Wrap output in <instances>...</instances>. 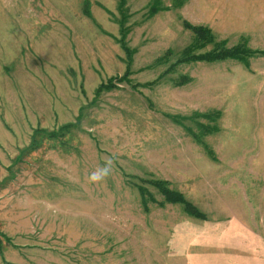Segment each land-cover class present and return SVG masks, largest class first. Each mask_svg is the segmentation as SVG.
<instances>
[{"label": "rangeland", "instance_id": "374dc122", "mask_svg": "<svg viewBox=\"0 0 264 264\" xmlns=\"http://www.w3.org/2000/svg\"><path fill=\"white\" fill-rule=\"evenodd\" d=\"M157 1L148 17L153 0H126L130 83L95 97L125 70L118 1L0 0V264H168V224L186 213L144 211L142 180L167 181L199 211L212 190L264 197V57L170 69L193 41L184 21L264 50V0ZM181 76L191 82L174 87ZM74 122L59 139L33 134ZM109 159L110 176L89 183Z\"/></svg>", "mask_w": 264, "mask_h": 264}, {"label": "crops", "instance_id": "0c3cea01", "mask_svg": "<svg viewBox=\"0 0 264 264\" xmlns=\"http://www.w3.org/2000/svg\"><path fill=\"white\" fill-rule=\"evenodd\" d=\"M212 191L204 220L186 214L168 224V264H264V197L217 199Z\"/></svg>", "mask_w": 264, "mask_h": 264}, {"label": "trees", "instance_id": "16d2710c", "mask_svg": "<svg viewBox=\"0 0 264 264\" xmlns=\"http://www.w3.org/2000/svg\"><path fill=\"white\" fill-rule=\"evenodd\" d=\"M117 13L119 14L118 26H119V38L114 37L115 42L120 46L121 50L125 54L124 64L125 70L122 75L111 77L105 83H101L95 90V97L99 96L102 92H107L114 90L117 84L120 83H130L129 77L132 75L131 65L134 50L130 49L126 43V37L129 29L125 27L128 15L126 14V0H117ZM154 3L148 8V17H152L160 11L159 5H157V0H153ZM88 6V4H85ZM84 13L89 17L87 7L84 9ZM88 13V14H87ZM183 27L189 30L193 34V41L188 45L182 52L181 57L171 66L173 69L175 66L180 64H191V63H220L225 61H234L242 64L244 67L248 68L250 65V60L264 57V50H253L247 46L244 39L240 43L233 47H226V41L216 42L211 30L204 26H194L186 21L183 22ZM208 45H213V49L204 53H197L199 49H202ZM163 77V75L156 78L152 82H147L142 85H136L141 87H152L158 83V81ZM191 79L188 76H181L173 81V86L178 88L185 86L190 83ZM175 124H182V120H186L184 117L177 116H167ZM78 120V119H77ZM78 123H67L61 125L54 131H46L44 129H36L33 134L43 133L48 138L59 139L65 134L69 133L72 129H77ZM197 139V138H196ZM32 146L35 141H32ZM33 148V147H32ZM142 184H136L135 187L140 197L141 205L144 211H148V204H157L163 207L166 204L171 205H181L184 212L191 217L204 220L205 215L199 211L194 205L188 202L183 194L179 191L171 189L167 181L164 180H152V181H141ZM148 183L156 189L159 195L162 197L161 202H156L155 199L150 195L143 184ZM0 238H4L7 243L10 242L3 233L0 232Z\"/></svg>", "mask_w": 264, "mask_h": 264}, {"label": "clouds", "instance_id": "9594fccd", "mask_svg": "<svg viewBox=\"0 0 264 264\" xmlns=\"http://www.w3.org/2000/svg\"><path fill=\"white\" fill-rule=\"evenodd\" d=\"M113 162L107 160L104 165L98 166L95 170L89 173L88 181L91 184H100L104 182L111 174Z\"/></svg>", "mask_w": 264, "mask_h": 264}]
</instances>
